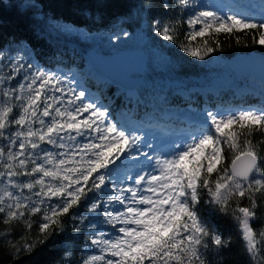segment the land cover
Returning a JSON list of instances; mask_svg holds the SVG:
<instances>
[{"label":"snow or ice","instance_id":"snow-or-ice-1","mask_svg":"<svg viewBox=\"0 0 264 264\" xmlns=\"http://www.w3.org/2000/svg\"><path fill=\"white\" fill-rule=\"evenodd\" d=\"M176 3L188 9L196 0ZM180 23L155 19L153 30L200 60L220 48L221 33H253L252 42L264 47V17L196 11L182 40ZM12 51L0 48V237L20 231L9 241L17 254H31L65 233L68 217L76 222L71 232L93 230L85 247L95 252L79 264H223L220 253L231 240L202 216L203 193L206 204L236 223L248 264H264V227H253L264 223V108L207 110L203 126L186 142L154 157L150 142L143 150V138L118 127L85 90ZM138 155L152 161L150 170L133 177L117 164ZM80 208L87 214L73 211ZM34 224L38 231L30 236ZM73 255L66 251L62 264H73Z\"/></svg>","mask_w":264,"mask_h":264},{"label":"trees","instance_id":"trees-1","mask_svg":"<svg viewBox=\"0 0 264 264\" xmlns=\"http://www.w3.org/2000/svg\"><path fill=\"white\" fill-rule=\"evenodd\" d=\"M212 2L217 4L216 0H196L192 7L181 9L176 0H0V48L6 53L13 49L11 55L23 56L43 70L57 73L70 81L77 91L85 90L88 100L97 101L98 106L108 109L112 122L117 121L119 113L126 117L129 125L140 120L146 123L145 116L151 114L166 125L173 123L180 127L185 125V121L178 116L168 120L163 115L165 110L175 109L191 114L195 109L208 106H226L235 112L264 108V82L238 74H233L228 80L224 75L232 71L230 61L234 56L264 53V47L252 42L253 33L247 36L242 32L219 34L216 39L220 42V48L200 60L185 53L178 44L165 41L153 30L155 19L171 24L179 20L182 40L188 31L187 18L196 11H217ZM219 2L228 8L227 15L237 14L259 21L261 12H264V0ZM32 4L36 7L32 8ZM163 4L172 7L165 10ZM124 32L129 35L123 36ZM117 35L121 36L118 41L114 39ZM236 36L241 37L242 43H236ZM94 47L104 53H114L123 48L145 51L146 65L143 84L137 88L138 96L127 95L126 88L112 81L85 74V51ZM12 83L14 85L16 81ZM198 84L220 87L221 95L202 97L198 93L197 96L186 97L177 93L181 87ZM237 84H247L258 92L231 95L225 91L230 85ZM190 126L200 128L203 123L193 122ZM256 139H260L259 134ZM226 157H229L226 163H230V153L226 152ZM117 164L125 172L130 162L122 157ZM206 199L207 196L202 193L201 204L198 205L202 216L231 240L230 246L220 253L224 258L223 264H248L236 223L230 216L214 211L204 202ZM242 203L248 202L244 200ZM73 211L87 214L84 208ZM261 211L258 209V214ZM33 219L38 220V217ZM64 219L66 232L49 238L47 243L38 246L31 254L24 251L17 254L9 243L19 239L20 231L13 232L8 240L0 237V264H62L68 250L74 254L73 264H79L85 255L93 254L95 249L85 247L86 235L93 230L81 229L80 234L71 232L76 222L68 217ZM102 227L105 231H112L110 225ZM253 227H264V223L256 221ZM3 230L4 226L0 225V231ZM37 231L38 227L34 224L29 235L35 236ZM213 257L214 254L210 253L209 259Z\"/></svg>","mask_w":264,"mask_h":264},{"label":"rangeland","instance_id":"rangeland-1","mask_svg":"<svg viewBox=\"0 0 264 264\" xmlns=\"http://www.w3.org/2000/svg\"><path fill=\"white\" fill-rule=\"evenodd\" d=\"M217 4L212 2V6L217 9V11L221 15H225L226 11H228V8H226L225 5H221L219 0H216ZM246 7V6H245ZM244 8V6H243ZM245 9V8H244ZM251 9V8H250ZM258 11V10H257ZM261 16L264 17V12H261ZM99 51H101L98 48ZM85 74L89 75H96L102 78L104 81H110L108 77H106L104 74L100 73L94 65L87 60V68L85 70ZM244 76V75H242ZM229 78L228 80H230ZM221 88L209 85V84H198V85H192L190 87H181L177 90V93L186 96V97H192L197 96L198 93L201 94L202 97H207L209 95L218 96L221 95ZM231 90V91H230ZM227 93L233 94H244V93H257L255 89H253L251 86L247 84H237L235 86H229L226 90ZM127 95L130 96H138L137 89L130 90L127 89ZM264 97V94H262ZM97 103V101H96ZM262 109V107H258L257 110ZM207 110H212L217 113H235V110L229 109L228 107H204L195 109L194 113H187L185 111H179V110H165L164 111V117H166L168 120H171L172 118H176L177 116L182 118L185 121V125H182L178 127L177 125L170 123L169 125H166V123H162L161 121H158L157 118H155L153 115L149 114L145 116V122L141 123L140 121L138 123L133 122L131 125L127 123V119L122 114H117L118 118L117 121L114 123L117 124L118 127H120L122 130H125L129 133L130 136H141L143 138L141 142V148L143 149V145L149 143L148 140L151 139L152 146L154 149L159 148V150H156L153 154L149 155L151 156H159L162 153H167L171 151L172 145L175 143H180L181 141H187V137L189 134L196 132L199 128H193L190 125H192L193 122L198 123H204L205 120V113ZM119 122V123H118ZM147 150V149H143ZM140 164L139 166H136V162ZM129 166L127 167L125 173L127 175L135 177L138 172L141 171V169L144 170H150L147 168V165L152 163V161H147L143 156H137L136 159L129 158ZM131 163L135 164V168L133 170L131 169ZM130 170V171H129ZM127 184H132V181L129 180L126 182Z\"/></svg>","mask_w":264,"mask_h":264},{"label":"water","instance_id":"water-1","mask_svg":"<svg viewBox=\"0 0 264 264\" xmlns=\"http://www.w3.org/2000/svg\"><path fill=\"white\" fill-rule=\"evenodd\" d=\"M86 59L113 83L135 90L143 84L146 53L142 49L123 48L114 53H104L97 47L85 51ZM230 68L241 75H249L264 82V53L251 52L234 56ZM232 77V72L224 74Z\"/></svg>","mask_w":264,"mask_h":264},{"label":"bare ground","instance_id":"bare-ground-1","mask_svg":"<svg viewBox=\"0 0 264 264\" xmlns=\"http://www.w3.org/2000/svg\"><path fill=\"white\" fill-rule=\"evenodd\" d=\"M148 142H150V143H151V142H152V140H151V139H149V140H148ZM155 150H159V148H156ZM153 153H154V152H150V154H153ZM135 163H136V166H139V165H140V164H138V163H137V161H136ZM136 166H135V164H134V163H133V165H132V163H131V169H130V170H133V169H134ZM130 170H129V171H130Z\"/></svg>","mask_w":264,"mask_h":264}]
</instances>
